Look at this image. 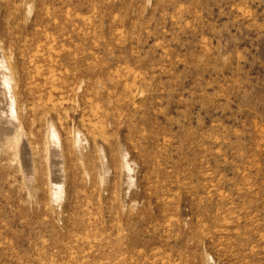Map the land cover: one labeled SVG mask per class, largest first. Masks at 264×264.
<instances>
[{
  "label": "rangeland",
  "instance_id": "1",
  "mask_svg": "<svg viewBox=\"0 0 264 264\" xmlns=\"http://www.w3.org/2000/svg\"><path fill=\"white\" fill-rule=\"evenodd\" d=\"M0 264H264V0H0Z\"/></svg>",
  "mask_w": 264,
  "mask_h": 264
},
{
  "label": "bare ground",
  "instance_id": "2",
  "mask_svg": "<svg viewBox=\"0 0 264 264\" xmlns=\"http://www.w3.org/2000/svg\"><path fill=\"white\" fill-rule=\"evenodd\" d=\"M55 104H56V102H55ZM79 106H77V108H78ZM77 110V109H76ZM100 121V120H99ZM89 123V122H88ZM92 123V122H91ZM99 145V144H98ZM53 153V152H52ZM53 157V156H52Z\"/></svg>",
  "mask_w": 264,
  "mask_h": 264
}]
</instances>
